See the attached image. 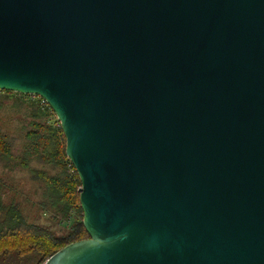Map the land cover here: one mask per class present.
I'll return each mask as SVG.
<instances>
[{
  "label": "water",
  "instance_id": "95a60500",
  "mask_svg": "<svg viewBox=\"0 0 264 264\" xmlns=\"http://www.w3.org/2000/svg\"><path fill=\"white\" fill-rule=\"evenodd\" d=\"M0 91L81 184L43 264H264V0H0Z\"/></svg>",
  "mask_w": 264,
  "mask_h": 264
},
{
  "label": "trees",
  "instance_id": "16d2710c",
  "mask_svg": "<svg viewBox=\"0 0 264 264\" xmlns=\"http://www.w3.org/2000/svg\"><path fill=\"white\" fill-rule=\"evenodd\" d=\"M10 107L16 111H8ZM14 121H20L18 147L9 126ZM65 148L59 122L41 98L0 91V264H43L66 245L88 238L80 180ZM29 183L36 186L33 193L41 192V212L65 224L59 234L28 218Z\"/></svg>",
  "mask_w": 264,
  "mask_h": 264
},
{
  "label": "rangeland",
  "instance_id": "374dc122",
  "mask_svg": "<svg viewBox=\"0 0 264 264\" xmlns=\"http://www.w3.org/2000/svg\"><path fill=\"white\" fill-rule=\"evenodd\" d=\"M29 96H34V95H29ZM8 111H16V108L10 107ZM9 126L10 129L13 131L12 137L14 139L15 146L18 147L22 141L20 121L10 122ZM18 175L20 178H25V179L27 178L26 173H18ZM34 188H36V186L35 185L32 186L31 183H29L26 186L29 195L28 197L30 199L29 202L31 203V205H29L27 209L28 218L32 220L34 223L45 226L50 230L59 234L61 232V229L65 226V224H56L50 219V215L48 212L47 213L41 212L42 209L38 207V200L41 197V192L38 190V194L33 193Z\"/></svg>",
  "mask_w": 264,
  "mask_h": 264
}]
</instances>
